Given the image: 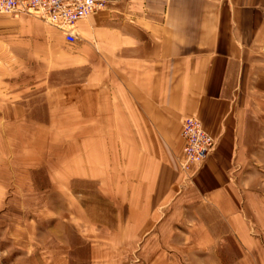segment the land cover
<instances>
[{
	"label": "rangeland",
	"instance_id": "1",
	"mask_svg": "<svg viewBox=\"0 0 264 264\" xmlns=\"http://www.w3.org/2000/svg\"><path fill=\"white\" fill-rule=\"evenodd\" d=\"M74 43L35 17H0V264H264V60L234 98L258 115L247 149L218 151L211 134L212 153L189 169L178 155L173 197L144 214L149 200L122 204L117 182L120 104ZM216 181L225 215L210 206Z\"/></svg>",
	"mask_w": 264,
	"mask_h": 264
},
{
	"label": "crops",
	"instance_id": "2",
	"mask_svg": "<svg viewBox=\"0 0 264 264\" xmlns=\"http://www.w3.org/2000/svg\"><path fill=\"white\" fill-rule=\"evenodd\" d=\"M105 2L104 9L77 23L73 57L95 65L92 70L103 73L113 88V102L120 104L116 126L109 131L121 135L117 182L125 202L120 203L126 204L130 194L139 205L140 199L149 200L142 213L151 214L154 201L175 193L185 118H200L218 139V151L247 149L258 115L238 107L242 101L234 98L237 87L245 85V71L263 69L264 0ZM13 17L21 22L34 18ZM161 152L165 156L157 157ZM130 168L137 181L131 180ZM106 183L110 192L112 173ZM214 187L211 208L230 213L224 191L217 193L222 185L216 181ZM98 256L93 264L102 263Z\"/></svg>",
	"mask_w": 264,
	"mask_h": 264
},
{
	"label": "built area",
	"instance_id": "3",
	"mask_svg": "<svg viewBox=\"0 0 264 264\" xmlns=\"http://www.w3.org/2000/svg\"><path fill=\"white\" fill-rule=\"evenodd\" d=\"M106 7L105 0H0V15H31L59 30L69 43L78 39L77 23ZM181 160L185 169L200 164L212 153L214 137L196 116L183 120Z\"/></svg>",
	"mask_w": 264,
	"mask_h": 264
}]
</instances>
